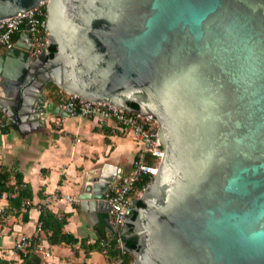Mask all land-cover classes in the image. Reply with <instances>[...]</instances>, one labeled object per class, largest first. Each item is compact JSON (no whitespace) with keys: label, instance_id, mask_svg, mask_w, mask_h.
<instances>
[{"label":"water","instance_id":"95a60500","mask_svg":"<svg viewBox=\"0 0 264 264\" xmlns=\"http://www.w3.org/2000/svg\"><path fill=\"white\" fill-rule=\"evenodd\" d=\"M45 3L56 51L36 53L25 25L0 56V109L68 116L53 83L153 115L161 159L121 248L135 264H264V0H0V21ZM118 180L84 182L82 210H109Z\"/></svg>","mask_w":264,"mask_h":264},{"label":"crops","instance_id":"0c3cea01","mask_svg":"<svg viewBox=\"0 0 264 264\" xmlns=\"http://www.w3.org/2000/svg\"><path fill=\"white\" fill-rule=\"evenodd\" d=\"M24 30L25 27L21 33ZM5 51L7 49H1L0 56ZM45 93L47 100L60 103L55 100V95L49 96L47 90ZM5 115L9 128L6 133L0 131V166L11 172V184L15 182L14 174L19 173L32 197L24 202L17 215L4 218L6 223L0 227V259H16L13 243L20 234L34 232L41 207H44L58 216L68 214L63 231L74 236L77 242L50 244L42 234L43 252H33L39 257L40 264L48 261L51 264L117 263L116 258L108 256L98 245L100 238L108 233L115 234L108 209L95 207L84 211L79 200L69 202L64 196L78 199L82 184L100 173L120 179L121 174L131 169L139 144L130 135H113L108 128L98 126L95 120L79 116L50 114L32 126L13 123ZM60 116L65 118L58 126L54 120ZM132 198H135L134 193ZM7 206L8 199L4 194L0 198V208ZM27 208L28 220L24 221L22 214ZM117 228L121 235L123 226Z\"/></svg>","mask_w":264,"mask_h":264},{"label":"built area","instance_id":"2783aa9c","mask_svg":"<svg viewBox=\"0 0 264 264\" xmlns=\"http://www.w3.org/2000/svg\"><path fill=\"white\" fill-rule=\"evenodd\" d=\"M24 24H29V32L32 35L35 52L41 53L48 48L45 3L36 11L0 21V50L9 49L14 45L13 35L20 31ZM57 105L68 116L95 120L98 126L108 128L111 134L130 135L139 144L140 147L132 162L131 169L124 173L118 181L111 184L106 194L107 203L110 205L108 210L110 222L115 227L123 226L129 211L133 207L132 193L140 196L147 187L146 185L138 189L136 188L137 183L145 176L152 178L161 159L162 146L157 134V120L153 115L144 114L138 110L123 109L111 103L90 101L72 94H68ZM64 118L63 116L57 117L54 123L61 126ZM6 125V115L0 112V129ZM148 157L152 159V163H148ZM64 198L69 202H77L78 200L76 196L66 195ZM1 212H3V208H0ZM44 233L38 223L33 233L20 234L12 246L16 259L8 260V264H23L24 258L29 252H43L40 242H36V240H40ZM114 241L123 252L126 251L121 248L120 234L108 233L98 240V245L106 250ZM46 264L51 263L48 261Z\"/></svg>","mask_w":264,"mask_h":264},{"label":"trees","instance_id":"16d2710c","mask_svg":"<svg viewBox=\"0 0 264 264\" xmlns=\"http://www.w3.org/2000/svg\"><path fill=\"white\" fill-rule=\"evenodd\" d=\"M25 24L22 26V29L16 32L13 35V41L19 38V35ZM48 50L50 52V56L54 54L56 51V47L54 45H49ZM50 88L54 90L56 93V98L58 101H63L68 94L62 91L55 84H49ZM51 95V94H50ZM59 103V102H58ZM2 112V111H0ZM8 124L1 128L0 131L6 133L8 131ZM148 163H152V159L148 157ZM15 182L11 184V172L5 167L0 166V198L6 194L8 199V206L3 208V212L0 213V227L5 225L3 221L4 218L8 215H17L19 211L22 209L25 201L30 200L32 197L31 190L27 187V184L22 181V176L19 173L14 174ZM152 178L145 176L141 181H139L136 185V188L140 189L151 182ZM24 185V186H23ZM135 198L137 196L134 193ZM139 200V199H138ZM137 200V202H138ZM28 208L22 214V218L24 221L28 220ZM68 214H64L63 216H58L51 212L48 208L41 207L40 215L38 218V223L41 225L42 230L45 232V237L50 244H74L77 242V239L63 231V227L67 222ZM36 242H40V240H36ZM94 247L91 246V249ZM99 249H103L99 247ZM34 251L29 252V254L24 258V264H40V259L38 256L33 254ZM105 253L113 258L117 259V263L115 264H135L134 256L129 252H123L119 245L114 241L106 250ZM0 263L8 264V261L0 259Z\"/></svg>","mask_w":264,"mask_h":264},{"label":"rangeland","instance_id":"374dc122","mask_svg":"<svg viewBox=\"0 0 264 264\" xmlns=\"http://www.w3.org/2000/svg\"><path fill=\"white\" fill-rule=\"evenodd\" d=\"M46 90L48 91L49 96H54V95L57 96L56 93L53 92L54 90H52L49 85L47 86ZM135 195L138 197V195L136 193H135ZM4 222L6 223V221H4Z\"/></svg>","mask_w":264,"mask_h":264}]
</instances>
